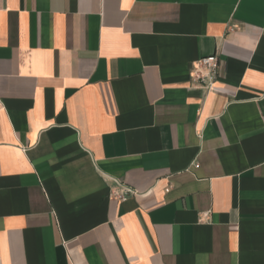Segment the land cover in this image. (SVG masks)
Instances as JSON below:
<instances>
[{
  "label": "crops",
  "instance_id": "0c3cea01",
  "mask_svg": "<svg viewBox=\"0 0 264 264\" xmlns=\"http://www.w3.org/2000/svg\"><path fill=\"white\" fill-rule=\"evenodd\" d=\"M0 264H264V0H0Z\"/></svg>",
  "mask_w": 264,
  "mask_h": 264
},
{
  "label": "built area",
  "instance_id": "2783aa9c",
  "mask_svg": "<svg viewBox=\"0 0 264 264\" xmlns=\"http://www.w3.org/2000/svg\"><path fill=\"white\" fill-rule=\"evenodd\" d=\"M217 67L218 61L214 56L201 58L192 62L189 73L191 82L198 83L205 91L211 92L216 80ZM134 193L135 192L131 188L119 185L118 192L113 193L112 196L120 201H124L126 196L133 195Z\"/></svg>",
  "mask_w": 264,
  "mask_h": 264
}]
</instances>
